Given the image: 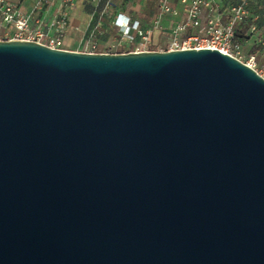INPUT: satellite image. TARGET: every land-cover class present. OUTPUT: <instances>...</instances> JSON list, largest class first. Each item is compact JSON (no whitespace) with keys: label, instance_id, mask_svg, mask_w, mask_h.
Instances as JSON below:
<instances>
[{"label":"water","instance_id":"1","mask_svg":"<svg viewBox=\"0 0 264 264\" xmlns=\"http://www.w3.org/2000/svg\"><path fill=\"white\" fill-rule=\"evenodd\" d=\"M0 264H264V78L0 41Z\"/></svg>","mask_w":264,"mask_h":264},{"label":"built area","instance_id":"2","mask_svg":"<svg viewBox=\"0 0 264 264\" xmlns=\"http://www.w3.org/2000/svg\"><path fill=\"white\" fill-rule=\"evenodd\" d=\"M254 0L225 4L223 0H0V41L24 40L52 49L70 50L64 37L75 13V30L82 31V51L121 54L210 49L243 61L250 37H259L260 72L256 55L245 63L264 78V2L254 14ZM141 14V16H139ZM247 24L248 37L240 42L237 29ZM83 28V29H82ZM4 30V31H3ZM158 35V42L152 37ZM108 36L109 44L93 41Z\"/></svg>","mask_w":264,"mask_h":264},{"label":"rangeland","instance_id":"3","mask_svg":"<svg viewBox=\"0 0 264 264\" xmlns=\"http://www.w3.org/2000/svg\"><path fill=\"white\" fill-rule=\"evenodd\" d=\"M225 4L227 3H232V2H237L239 0H223ZM264 0H254L253 5L251 6V12L254 14L255 12L259 11L262 4H263ZM141 16V14L139 15ZM246 27L248 28V26L246 25ZM83 29V28H82ZM4 31V30H3ZM73 34H75L74 36V40L73 42L70 44V46L68 47L69 49H71L72 51H82L83 49L80 46V39L82 37V31L78 30V31H72ZM262 32H264V22L262 23ZM248 35V33H247ZM71 36V35H69ZM67 35V37H69ZM248 37V36H247ZM64 39H66V37H64ZM155 40L156 42H158V35L157 33L153 35L152 40ZM93 41H96L100 46L102 45H106L109 44L111 42V40L108 38V36H104V35H97L95 38H93ZM259 37H250L247 41V43H245L243 51H242V55H243V61L246 63L247 60V56L248 53L250 52V50H254L257 49L258 52L256 55V66L255 69L257 72H260L261 69V64H262V59L260 57V47H259Z\"/></svg>","mask_w":264,"mask_h":264},{"label":"crops","instance_id":"4","mask_svg":"<svg viewBox=\"0 0 264 264\" xmlns=\"http://www.w3.org/2000/svg\"><path fill=\"white\" fill-rule=\"evenodd\" d=\"M80 15V13H75V15L73 16V18H72V20H71V26L69 27V29H68V31H67V33H66V35H65V37H66V39L65 40H71V43L73 42V40H74V35L75 34H73V32L72 31H78V30H75L74 29V26H79V25H82L80 22H79V16ZM67 35L69 36V35H71V36H69V37H67ZM71 50V49H70Z\"/></svg>","mask_w":264,"mask_h":264},{"label":"trees","instance_id":"5","mask_svg":"<svg viewBox=\"0 0 264 264\" xmlns=\"http://www.w3.org/2000/svg\"><path fill=\"white\" fill-rule=\"evenodd\" d=\"M247 24L241 25L238 29H237V34L236 37L238 38V40L240 42H243V40H245L247 38ZM258 50L254 49V50H250V52L248 53V56L251 54H257Z\"/></svg>","mask_w":264,"mask_h":264}]
</instances>
